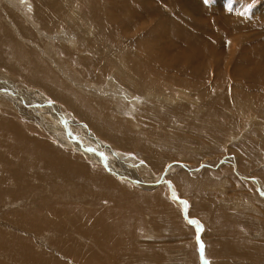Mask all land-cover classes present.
<instances>
[{
    "label": "rangeland",
    "instance_id": "obj_1",
    "mask_svg": "<svg viewBox=\"0 0 264 264\" xmlns=\"http://www.w3.org/2000/svg\"><path fill=\"white\" fill-rule=\"evenodd\" d=\"M0 1V24L3 26L0 25V35H10L15 44L31 50L28 58L34 57L35 53V58L45 65L44 68L54 75L59 84L85 99L97 119L113 127L111 132L106 130L108 135H103L100 129L91 126L85 116L74 115L63 102L47 95V89L29 84L25 77L10 68L0 67V117L21 128L25 134L55 148V152L62 155L63 166L70 171L61 176L65 186L62 183L58 186L59 181L52 175V178H41L36 182L38 187H29L13 200H0V264H196L197 250L190 233L193 227L187 223V220L195 219L187 217L190 200L180 193L189 190L193 195V191L197 192L203 184L204 204L211 203L206 222L211 219L217 221V234L214 236L210 227L206 236L210 250L214 248L212 239L223 234L222 230L228 227L235 232L234 239L237 237L242 243L246 242L241 247V251L247 252L246 258L245 254L240 256L236 264H258V260L249 255L252 252L251 255L255 256L256 250L261 252L263 262L260 263L264 264V75L260 68L261 65L264 68V0H149L145 4L134 1V5L140 7L137 14L146 15L144 18H152L154 22L149 24L150 31L142 26L140 28L139 21L136 24L139 27L128 29L133 34L128 32V37L120 40L121 46L130 48L127 51L136 46V39L157 30L155 15L147 12L152 7L167 17L175 16V9L180 7L185 12L180 11L185 15L181 18L185 25L180 24V33L187 35L192 30L191 33L200 35V43L191 41L193 60L190 59L188 64L183 59L184 55L180 54L182 60L180 58L179 63L173 64L159 56L161 51L158 54L156 50L150 51L151 57L156 54L155 57L160 58L152 57V61L155 59L160 63L163 59L161 64L166 61L181 67L179 76L173 79L172 76H176L173 68L176 66H170L172 71L164 67L159 72L163 67L152 63L149 56L151 63L155 64L154 68H159L155 70L159 80L154 77L149 79L156 89L148 87L150 82L147 84V80L145 88H141V67L136 65L133 56H128L133 62L130 64L127 59L128 71L125 64L127 57L122 58V52L102 50L106 52L104 56L109 54L116 58L114 62L95 57L96 53L88 43L97 44L94 50L103 48V40L96 36L95 26L103 20L91 10L98 0ZM38 1L44 9L35 11ZM102 2L109 3L100 0V4ZM229 6L231 12L225 10ZM24 13L30 14L35 25L22 19ZM50 14H53L52 19L48 18ZM21 19L25 26H18ZM118 30L122 31L117 27L116 33ZM0 42L2 62L5 58L7 63L20 67L21 64L17 63L19 58L11 56V41L5 42L0 38ZM151 42L155 44L154 40ZM31 44L35 45L28 48ZM199 44L197 49L204 51L197 52L195 47ZM76 45L83 50L77 52ZM196 54L199 58L202 56L200 62H205L202 66L210 63V68L208 65L202 68L205 72L200 63L198 65V60L194 64ZM254 54L259 58L256 63L263 60L262 64L259 61L261 65L254 62L257 59ZM242 56H249L252 60L242 61V65L239 63ZM211 57L213 62H210ZM80 59L84 60V65ZM218 65L219 69L216 68ZM255 65V69H261L256 71L259 74L257 78H238L237 74L236 77L232 74L235 69L241 68L242 73L255 72ZM195 66L198 72L194 71ZM199 69L202 71L199 72ZM182 72H188V75ZM126 74L132 76L129 78L134 88L129 86ZM192 74L195 75L193 80L190 79ZM201 74L207 77L206 80L201 81ZM36 77L42 80L44 74L37 69ZM57 93H60L59 89ZM151 93L156 96L162 94L160 97L164 96L171 103L164 104ZM222 94H225L221 97L223 99L220 98ZM216 99L219 102L223 100V105L231 107V110L223 109L221 114L216 113L214 103H219ZM171 113L177 115L178 120ZM121 126L125 127V134L135 135L131 147L125 143V136L129 135L122 136ZM113 131L120 138L115 139ZM70 160H73L72 164ZM225 166L226 170L221 169ZM11 167L8 166L7 171L15 179V184L22 173L18 172L16 176V166ZM49 169L56 168L51 166ZM87 171L103 175L100 186H91ZM177 177L180 181H176ZM30 178H25V182L21 180V184L27 186L24 183H34V179ZM242 180L252 182L256 190L252 184ZM192 184L197 187H192ZM50 185L55 191L49 189ZM108 186L117 193L113 194L114 199L108 197L112 195L111 190L108 195L104 191ZM4 191L0 190V195ZM41 191L45 195L43 200H47L49 206L40 197L39 201L36 200ZM36 201L41 204L40 207ZM181 201L187 203L181 204ZM197 204L202 206L201 202ZM182 206L183 217L180 214ZM106 210H111L110 220L123 219L115 230L106 229L110 234H118L120 242L112 244L109 240L104 245L101 242V246L96 243L93 234L103 239V227L101 224L97 227L92 225L96 215ZM106 218L103 216L102 220ZM126 220L128 230L121 233V225ZM58 222L63 227H58ZM181 228L187 232L180 237ZM203 253L204 249L202 257ZM86 257L93 259L86 263ZM229 261L225 263L230 264Z\"/></svg>",
    "mask_w": 264,
    "mask_h": 264
},
{
    "label": "bare ground",
    "instance_id": "obj_2",
    "mask_svg": "<svg viewBox=\"0 0 264 264\" xmlns=\"http://www.w3.org/2000/svg\"><path fill=\"white\" fill-rule=\"evenodd\" d=\"M6 1H10V0H6ZM97 1V0H96ZM106 1H109V3H103V4H100V0H98L97 1V3L93 6V8L91 9L92 10V12L94 13H96L97 14V16L96 17H98V15H99V18L101 19L102 18V20H103V22L102 23H99V25H95L97 28V31H96V36L97 37H99L100 39H102L103 40V43H102V47L103 48H101V49H99V50H94L96 47H97V44L96 45H94V44H91V43H88L89 45H90V49L91 50H93V51H95V53H96V56L95 57H97L98 58V56H100L101 57V59H104L105 60V58L106 59H108V61H111V62H114V61H117V59L115 58L114 59V57L112 56V55H109V54H107L106 56H104V53H106V52H102V50H107V52H111V51H113V52H117L118 54L120 53V52H122V58H125V57H127L126 58V60L128 59L129 60V63L131 62L132 64H133V62H132V59H129L128 58V56H133L134 57V59H136L135 60V63H137L136 65H140V67H141V71H140V73L142 74V78H141V81H140V86H141V88L142 89H144L145 88V84H146V80H147V84H148V82H150L149 81V79L151 78V77H154V78H157L158 76V73L156 72L158 69H157V67H155L154 68V65L155 64H152L153 62H156V63H158L157 61L158 60H160V58L158 59L157 57H155L156 56V54H153L154 56H152V57H154V58H157L158 60L156 61L155 59L152 61V57H151V52L154 50H156V53L158 52V51H161V54H159V56H161V57H163V59H167V61L169 60V62H173V64L174 63H176V62H178L179 63V60L178 59H180L181 57H180V54L181 55H184V57L185 58H183L185 61H187V64L188 63H190L191 61H189L190 59L191 60H193V58H191L192 56V53H190L191 51H192V47H191V45H192V40H195L197 43H200V41H199V38H200V35H197V34H194V33H196V32H193V33H191L192 32V30L191 31H188L187 29V35H182V32L180 33V24H184V22L181 20V18H183L185 15L182 13V12H184V10H180V7H178V9L176 8L175 9V16H173V17H167V16H165L164 14H163V12L162 11H159V10H156L155 9V7H152V10H150V8H149V11H147V12H149V13H151L152 15L154 14L155 15V17H156V26H157V30H158V32H157V30H154V31H152V33L150 34V35H146L144 38H142V39H139V40H137L136 39V46L135 47H133L132 48V50H130V51H127V50H129L130 48H127L126 47V45L124 46H121V44L120 43H122V42H120V40L124 37V38H127L128 37V32H129V28H132V29H130V30H133V27H135V28H137V27H139L140 26V28H141V26L143 27V29H145V28H147V30L150 28V23L151 22H154V20H152V18H151V20H148L147 18H144V17H146V15H140V14H137V13H139L137 10H139L140 9V7L138 6L137 7V5H134V1H137V0H106ZM149 0H138V2H142L143 4H145V3H147ZM1 2V1H0ZM137 2V3H138ZM136 3V4H137ZM149 3V2H148ZM36 4L37 5H35V4H33V5H35V11L38 9L39 11L40 10H42V9H44V5L41 3V2H36ZM142 4V5H143ZM166 4L167 5H169V3L166 1ZM23 5V4H22ZM60 5V4H59ZM142 5H140V6H142ZM25 6V5H24ZM170 6V5H169ZM34 7V6H33ZM55 7V6H54ZM11 8L12 9H15V7H12L11 6ZM20 8V7H19ZM49 8V7H48ZM56 8V7H55ZM58 8V7H57ZM50 9V8H49ZM60 9V8H59ZM66 9V8H65ZM87 9V8H86ZM90 10V9H89ZM180 11H182V12H180ZM60 12V11H59ZM141 12H142V10H141ZM44 13V12H43ZM185 13V12H184ZM45 14V13H44ZM137 14V15H136ZM21 15H22V13H21ZM136 15V16H135ZM29 16V17H28ZM51 16H53V14H50L49 16H48V18H50V19H52V17ZM149 16H151V15H149ZM140 18H141V20H140ZM187 18H189V17H187ZM191 18V17H190ZM22 19L25 21L26 20V22H27V24H33V25H35L34 23H33V21H34V19L33 18H31L30 17V14L29 13H24L23 14V16H22ZM22 19H21V22L19 21L18 22V26H25V25H23L22 23H23V21H22ZM136 19V20H135ZM138 19V20H137ZM146 20H147V22H146ZM138 21H139V26H136V24L138 23ZM8 22V21H7ZM100 22V21H99ZM9 23V22H8ZM93 24V23H92ZM1 25V24H0ZM138 25V24H137ZM185 25V24H184ZM189 25V24H188ZM194 25V24H193ZM2 26V25H1ZM0 26V28H2ZM95 26H94V28H95ZM195 26V25H194ZM106 27L108 28V30H106ZM117 27H118V29H119V27H120V29H122V31H120V30H118V32L116 33V31H117ZM122 27V28H121ZM185 27V26H184ZM34 28V27H33ZM91 28H93V27H91ZM12 29V28H11ZM183 30H184V28H182ZM193 29V28H192ZM196 29V28H195ZM36 30V29H35ZM147 30H146V32L144 33V35L147 33ZM11 31V30H10ZM16 31V30H15ZM33 31V30H32ZM120 31V32H119ZM137 31V30H136ZM148 31H150V30H148ZM37 32H39V31H37ZM119 33V34H118ZM130 33V32H129ZM131 34V33H130ZM132 34H133V32H132ZM131 34V35H132ZM181 35V36H180ZM201 35H203V34H201ZM10 36V35H9ZM9 36H7V35H4V36H2V35H0V38H3L4 40H5V42H8V41H11V43H12V45H13V48H12V50H11V52L13 53L11 56H15V57H17V58H19V62H17V63H19V64H21V66L20 67H17V66H13V65H11L10 63H7V61H6V59L4 58V62H2V59H0V67H3V68H10V69H12L14 72H16L17 74H19L20 76H23V77H25L26 78V80H27V82L29 83V84H34V85H39V86H41L43 89H47L48 90V92L46 91V94L47 95H49L50 97H52L53 99H55L56 101H61V102H63L73 113H74V115H81V116H85L89 121H90V123H91V126L92 127H94V128H96V129H100V131L102 132V134L103 135H108V132L107 131H110L111 132V129H113V127H109L106 123H103V122H101V121H99L98 119H97V117H96V115H95V113L90 109V107H89V104H88V102L85 100V99H82V98H80V97H78L77 96V94L74 92V91H72L71 89H68V88H65L64 87V85H62V84H59L58 83V81H57V79L54 77V75L52 74V73H50L47 69H45L44 67H45V65H43V64H41L40 63V61L39 60H37L36 58H35V53H33V56L34 57H30V58H28L30 55H31V50L29 51L28 49H25V46L24 47H20V46H18V44H15L14 43V41L11 39V38H9ZM61 37V36H60ZM131 36H129V38H130ZM62 38H63V36H62ZM207 38V37H206ZM54 39V38H53ZM57 39V38H56ZM208 39V38H207ZM45 40V39H44ZM47 40V39H46ZM55 40V39H54ZM59 40V39H58ZM86 40H88V39H86ZM155 41V44L154 45H152L151 43V41ZM57 41V40H56ZM205 41V40H204ZM51 42V41H50ZM63 42V41H62ZM151 42V43H150ZM27 43H29V42H27ZM72 46L74 45V43H72V42H69ZM30 44V43H29ZM151 44V45H150ZM157 44H158V50L156 49V47H157ZM0 45H2L1 44V42H0ZM24 45V44H23ZM35 44H31L30 46L31 47H28V48H32V46H34ZM46 45H47V43H46ZM196 45V44H195ZM48 46V45H47ZM200 46V44L197 46V47H195L196 49L198 48ZM37 47V46H36ZM58 47V46H57ZM75 47V49L77 50V52H78V50L80 51V50H83V48L82 47H80L79 45H76V46H74ZM48 47H46V49H47ZM49 49V48H48ZM47 49V50H48ZM32 50H35V49H32ZM59 50V49H58ZM57 50V51H58ZM199 49H197V52H199V51H204L205 49H201V50H199ZM66 51V50H65ZM86 51H88V50H86ZM151 51V52H150ZM153 51V52H154ZM258 51V50H257ZM88 52H90L91 53V51H88ZM193 52V51H192ZM212 52V51H211ZM208 53V52H207ZM215 53V52H214ZM2 54V53H1ZM92 54V53H91ZM158 54V53H157ZM190 55V57H189V55ZM198 54H200V53H198ZM198 54H196V56L194 57L195 59H194V64L195 63H197V61L196 60H198L199 62H198V65H199V63H200V65L202 64V65H204L205 64V62H200V61H202L201 60V57L199 58V55ZM203 55H204V53H202ZM251 54V53H250ZM211 55V54H210ZM255 55V54H254ZM149 56L151 57V61H152V63H151V61L149 60ZM187 56L189 57V58H187ZM256 56V55H255ZM255 56H253L254 58H255ZM260 56H263L262 54L260 55ZM3 57V56H2ZM39 57V56H38ZM165 57V58H164ZM210 57V56H209ZM239 57H241V54H240V56ZM243 57V56H242ZM252 57V58H253ZM122 58H121V60H122ZM197 58V59H196ZM199 58V59H198ZM207 58H208V56H207ZM256 58H257V56H256ZM16 59V58H15ZM96 59V58H95ZM95 59H93V61L96 63V61H95ZM163 59H162V61H163ZM211 60H210V62H213L212 61V57L210 58ZM238 59V58H237ZM243 59V60H242ZM241 59V61L239 62V60H238V62L239 63H242V61H244L245 62V60H247V59H249V56H246V57H243ZM259 58H257L254 62L256 63L257 62V60H258ZM28 62H27V61ZM125 60V61H126ZM128 60L126 61V67L128 66L127 65V62H128ZM173 60H175V61H173ZM181 60H182V58H181ZM183 60V61H184ZM230 60V59H229ZM250 61L252 60V59H249ZM84 61V60H83ZM83 61H82V59H80V62L84 65V63H83ZM161 61V62H162ZM184 61V62H185ZM205 61H207V60H205ZM235 61H237V60H235ZM260 61V60H259ZM259 61H258V63H259ZM161 62L160 63H158V64H156V66H161V67H163L161 70L159 69V72H161L163 69H164V67H165V69L167 68L168 70L170 69L171 71L173 70V73L174 72H176L174 75H176V76H172V78L174 77V78H176L177 77V75L179 76V74H180V66L178 65V64H175L174 66H176L175 68H170V66H173L172 64L170 65V63L169 62H167V63H165V62H163L164 64H161ZM184 62H182L181 61V63L182 64H184ZM234 62V61H233ZM232 62V63H233ZM244 62L242 63V65L244 64ZM261 64H262V62H263V60L261 59ZM130 63V64H131ZM246 63V62H245ZM250 63V62H249ZM258 63H256V65L258 64ZM264 63V62H263ZM25 64H27L28 66H26L25 67ZM130 64H129V67L131 68V66H130ZM169 64V65H168ZM187 64H184V65H187ZM192 64V63H191ZM191 64H189L190 66H192ZM194 64H193V66H194ZM208 66L210 65V63H206ZM212 64V63H211ZM233 64H237V63H233ZM232 64V65H233ZM253 61H252V66H253ZM260 64V63H259ZM260 64V65H261ZM135 65V64H134ZM133 65V66H134ZM201 65V69L203 68V67H205V68H207V65H205V66H202ZM214 64H212V66H213ZM216 65V64H215ZM235 65H233V66H235ZM256 65L254 66V70H255V72H252L251 71V73H242V71H241V69H235L234 70V72H232V74H235L234 76L236 77L237 75H238V78H239V76H241V77H254L255 76V78H257L258 77V71H259V69L261 68L262 70H263V74L262 75H264V68L262 67V65H261V67L258 65L257 67H260L259 69H255V67H256ZM173 66V67H174ZM224 66V65H223ZM237 66V65H236ZM23 67H25V68H23ZM124 67H125V65H124ZM125 67V68H126ZM137 67H139V66H137ZM139 67V68H140ZM160 67V68H161ZM241 67V66H240ZM243 67V66H242ZM251 67V66H250ZM196 66H195V70L194 71H197L196 70ZM204 68V69H205ZM209 68H210V66H209ZM216 68H218L219 69V65H218V67L216 66ZM237 68V67H236ZM238 68H239V66H238ZM244 69H245V66L243 67ZM249 68V67H248ZM37 69H39L43 74H44V78L42 79V80H39V78L37 79V77H36V70ZM186 69V68H185ZM201 69H199L200 71L199 72H201L202 70ZM217 69V70H218ZM221 69V68H220ZM234 69V68H233ZM232 69V70H233ZM252 69H253V67H252ZM260 69V70H261ZM129 70H131V69H129ZM156 70V71H155ZM189 70V69H188ZM249 70H250V68H249ZM258 70V71H257ZM125 71V70H124ZM127 71H128V67H127ZM185 71V70H184ZM186 71H187V69H186ZM189 71H191V73H193L192 72V70H189ZM257 71V72H256ZM138 72V71H137ZM166 72V71H165ZM164 71L162 72V73H165ZM198 72V71H197ZM203 72H205L204 70H203ZM245 72V71H244ZM261 72V71H260ZM25 73V74H24ZM35 73V74H34ZM129 73H130V71H129ZM156 73H157V75H156ZM169 73V72H168ZM170 73H172V72H170ZM183 74H186L187 73V75H188V72H186V73H184V72H182ZM64 74V73H63ZM128 74V73H127ZM126 74V78H127V80H128V84H129V86L130 87H133L134 88V86H133V84L130 82V78L132 77V76H130V75H127ZM237 74V75H236ZM42 75V74H41ZM160 75V74H159ZM162 75H165V74H162ZM167 75V74H166ZM170 75V74H169ZM193 75V77H191L190 76V79L191 80H193L192 78H194V74H192ZM200 75V74H199ZM161 76V75H160ZM197 76V75H196ZM202 76H204V75H202L201 74V77ZM233 76V77H234ZM130 77V78H129ZM164 77V76H163ZM166 77V76H165ZM164 77V78H165ZM171 77V76H170ZM199 77V76H198ZM198 77H196V79L198 78ZM240 77V78H241ZM263 77V76H262ZM41 78H42V76H41ZM173 78V79H174ZM207 78V77H206ZM206 78H204V77H202L201 78V81H202V79H205L206 80ZM261 78V77H260ZM158 79V78H157ZM161 79H163V78H160V80ZM173 79H169V80H173ZM179 79V78H178ZM199 79V78H198ZM242 79V78H241ZM252 80H253V78H251ZM153 80V79H152ZM159 80V79H158ZM166 80H167V78H166ZM195 80V79H194ZM205 80H204V82H205ZM256 80V79H255ZM164 81H165V79H164ZM168 81V80H167ZM166 81V82H167ZM176 82L178 81L177 79L175 80ZM195 81H197V80H195ZM200 81V82H201ZM254 81V80H253ZM252 81V82H253ZM260 81H261V79H260ZM264 81V80H263ZM172 81H170V83H171ZM197 82H199V81H197ZM258 82V81H257ZM134 83V82H133ZM161 83V82H160ZM168 83V82H167ZM172 83H174V84H176L175 82H172ZM254 83V82H253ZM135 84V83H134ZM156 84H158V83H156ZM178 84V83H177ZM35 87V86H34ZM148 87H150V88H154V89H156V85L153 83V81L152 82H150L149 84H148ZM157 87H159V86H157ZM71 88V87H70ZM165 88V87H164ZM167 88V87H166ZM42 89V90H43ZM57 89H59V91H60V93H57ZM61 89L62 90H64L65 89V91H61ZM115 89V88H114ZM113 89V90H114ZM220 89H222V87L220 88ZM242 89V88H241ZM136 91H138L137 89H135ZM159 90H160V88H159ZM118 92V90L117 89H115V93H117ZM123 92V91H122ZM132 92V91H131ZM157 92V91H156ZM22 93V92H21ZM134 93V92H133ZM114 94V93H113ZM122 94V93H121ZM115 95V94H114ZM151 96H153V97H157V98H159L161 101H162V103H164V104H166V103H169L170 101L168 100V99H166V98H164V96H163V98H161L160 96L162 95H155L154 93H151L150 94ZM199 95H201V93L199 94ZM225 95V94H224ZM223 94L220 96V98L222 97V96H224ZM203 96V95H202ZM219 95H217V97H218ZM165 97H167V96H165ZM219 98V97H218ZM224 98V97H223ZM223 98H221V99H223ZM118 99V98H117ZM200 99H202L201 97H200ZM174 100V99H173ZM198 100H199V97H198ZM204 100V99H203ZM225 100V99H224ZM201 100H199V102H200ZM215 101H217V102H219L220 100H218V99H216ZM223 101V100H222ZM222 101L221 102H219L218 104L216 103H214V111L216 112V113H219V114H221L222 113V110L223 109H230L231 107H225L224 105H223V103H222ZM226 101V100H225ZM171 103V102H170ZM201 104L203 103L202 101L200 102ZM211 103V102H210ZM135 104H137V102H135ZM203 105V104H202ZM202 105H200V106H202ZM208 105V104H207ZM211 105V104H210ZM229 106H231V105H229ZM207 108V107H206ZM209 108H210V106H209ZM209 108H207V109H209ZM234 108V107H233ZM173 109H174V107H173ZM236 108H234V110H235ZM178 110H180V109H178ZM231 110V109H230ZM237 110V109H236ZM162 111V110H161ZM171 111V110H170ZM169 111V112H170ZM213 111V112H214ZM174 112H176V111H174ZM180 112V111H179ZM212 112V113H213ZM164 113V112H163ZM173 113V112H172ZM171 113V115H174V114H172ZM177 113V112H176ZM175 113V114H176ZM169 114H167V112H166V116H168ZM162 116V115H161ZM172 117V116H171ZM165 118V117H164ZM174 118H176L177 120H178V117H177V115H174ZM5 119V118H4ZM4 119H2L1 117H0V190H5L4 191V193L3 194H1L0 195V200L1 199H12V198H14L15 196H17L19 193L21 194L23 191L25 192L26 190H28V188L30 187V188H34V187H38L39 185L36 183V182H38L41 178H45V177H50V178H52L53 176L54 177H56V179L59 181V182H57V185L58 186H60V184L62 183L64 186H65V184L62 182V180H61V176H62V174L63 173H66V172H70L69 170H67L64 166H63V164H62V155H61V153H58V152H55V148H53L52 146H50V145H46V144H44L43 142H41L40 140H37L34 136H30V135H27V134H25V132L24 131H22L21 130V128H19L18 126H16L15 124H13L12 122H10L9 120H4ZM165 121H166V119H165ZM176 121V120H175ZM174 121V122H175ZM54 129V128H53ZM107 130V131H106ZM121 131H122V133H123V135L122 136H124V135H129V137H127V136H125V138H127L126 140H125V143H126V145L128 146V147H131L133 144H134V142H133V140L134 139H132V138H135V135H133V134H131V133H128V134H125V127L124 126H121ZM55 133H57V132H55ZM52 134V133H51ZM113 136H115L116 138L115 139H117V138H120V136L116 133V132H114L113 131ZM138 137V136H137ZM202 138V137H201ZM114 139V140H115ZM131 140V141H130ZM123 144V143H122ZM55 152V154H52V153H54ZM151 157V156H150ZM150 157H149V159H150ZM72 162H73V160H70V163L72 164ZM155 164H156V162H155ZM8 166H10V168H12L11 166H16V168H14V170L16 169V176H17V174H18V172H20V173H22V175H21V177L18 179V182L17 183H15V184H13V182L15 181V179L11 176V173L9 172V171H7L8 170ZM51 166H54L56 169H49ZM71 169H73V168H71ZM85 173H89L88 171L87 172H85ZM53 175V176H52ZM32 177V179H34L33 180V182L34 183H24V184H26L27 186H25V185H22L21 183H22V181L21 180H23V182H25L24 180H25V178H27V180H28V178H30V177ZM103 177V175L101 174H99V173H93V172H90L89 173V178H90V180L92 181V183L91 184H93V185H91V186H93V187H97V186H100V184L102 183V178ZM31 179V178H30ZM29 179V180H30ZM31 179V180H32ZM30 180V181H31ZM177 181H180V178H178L177 177V179H176ZM21 181V182H20ZM30 181H28V182H30ZM27 182V181H26ZM19 184H21V185H19ZM22 186V188L21 189H19V188H17V187H21ZM23 186H24V188H23ZM50 187L51 188H49L50 190H53V191H55V189L54 188H52L53 186H51L50 185ZM29 188V189H30ZM42 190V189H41ZM110 190L112 191V195H108V194H110ZM52 191V192H53ZM104 191L107 193V195H108V197H110V198H113L114 199V195L113 194H117L116 193V191L114 190V189H112V188H110L109 186L107 187V188H104ZM32 192V191H31ZM57 192V191H56ZM19 194V195H20ZM56 195V194H55ZM58 195V194H57ZM154 195H156V194H154ZM45 196V195H44ZM43 196V191H41V193L36 197V200L38 199V201L41 199L42 201H45V203H47V204H45V205H48L49 206V204H48V202H47V200H43V199H45V197ZM61 196V195H60ZM38 197H40V199L38 198ZM34 198H35V196H34ZM13 200V199H12ZM32 200V199H31ZM18 202V201H17ZM36 203H37V201H36ZM15 203H13V204H11V205H14ZM37 205H39L38 203H37ZM41 205V204H40ZM40 205H39V207H40ZM43 205V204H42ZM35 206V205H34ZM42 208H43V206H41ZM40 209V208H39ZM38 209V210H39ZM42 210V209H41ZM40 210V213L42 212ZM58 210V209H57ZM61 211V210H60ZM37 213H39V212H37ZM56 213V212H55ZM109 213H111V210H106L105 212H100L99 214H97L96 215V217H95V219H94V223H93V225L92 226H98V225H102V227H103V230H104V238L103 239H101V237L100 238H97L96 237V235L95 234H93V236L96 238V243H98L99 245H101V242L103 243V245L105 244L104 242L105 241H111V243L113 244H115V243H118V242H120L119 240H120V238H118V234H110L109 233V231H107L106 229L107 228H110V229H112V230H115L117 227H118V223L119 222H121L122 220H120V221H116V220H110V216H109ZM113 213V212H112ZM33 214V213H32ZM86 214V213H85ZM84 215V214H83ZM33 216H34V214H33ZM91 216H94V215H91ZM103 216H107V218H106V220H102V217ZM16 217V216H15ZM32 217V216H31ZM125 219V218H124ZM11 220V219H10ZM44 220H45V218H44ZM70 220V219H69ZM190 220V219H189ZM53 220H51V222H52ZM59 221V220H58ZM45 222L47 223L48 221H46L45 220ZM57 222V221H56ZM70 222H72V220H70ZM43 223H44V221H43ZM43 223L41 224V226H43ZM110 223H111V225H110ZM50 224V223H49ZM52 224V223H51ZM59 225H61V223L59 224V222H58V227H59ZM70 225H71V223H70ZM110 225V226H109ZM39 226V225H38ZM38 226H35V227H38ZM72 226V225H71ZM195 226V225H194ZM34 227V226H33ZM52 227V226H51ZM61 227H63L62 225H61ZM93 227V228H94ZM48 228V227H47ZM121 229L122 230H120V232L121 233H123V232H127V230H128V221L126 220V222H124V223H122V225H121ZM93 230V229H92ZM95 230H96V232H97V229L95 228ZM200 233H201V227H200ZM56 233H57V231H56ZM98 233V232H97ZM200 233H199V235H200ZM56 236H57V234H56ZM58 236H60V235H58ZM116 237V239L114 240V238ZM56 238V237H55ZM58 239V238H57ZM56 239V240H57ZM105 239H108V240H105ZM92 242H93V239H92ZM107 242H106V245H107ZM16 243V242H15ZM110 243V242H109ZM121 244V243H120ZM103 245H101V246H103ZM116 245H119V244H116ZM100 246V247H101ZM115 245H113V247H114ZM11 254H9V256H10ZM12 256V255H11ZM18 256V255H17ZM71 256V255H70ZM87 259L86 260H84L86 263H88V262H91V260L93 259V258H89V257H86ZM11 259V258H10ZM9 259V260H10ZM16 259V258H15ZM71 259V258H70ZM82 258H80V260H81ZM96 259V258H95ZM42 261V260H41ZM29 264V263H28Z\"/></svg>",
    "mask_w": 264,
    "mask_h": 264
},
{
    "label": "crops",
    "instance_id": "obj_3",
    "mask_svg": "<svg viewBox=\"0 0 264 264\" xmlns=\"http://www.w3.org/2000/svg\"><path fill=\"white\" fill-rule=\"evenodd\" d=\"M221 169L226 170V166L221 168ZM218 170L219 169H212L211 171H218ZM201 171H203V170H201ZM232 174H233V172H232ZM200 181H203V180H200ZM242 181H244V180H242ZM244 182L252 184L256 190V186L252 182H249V181H244ZM204 186L205 185L203 184L199 188H197V192L193 191V195H192V192L189 190H185L184 192L180 193V195L184 196L187 200L193 201L192 203L190 201H188V203H189L188 205H190V207L192 208V213H190V207H189L187 217L194 218L196 221H198V223L201 226V235L200 236H201V242L203 244V249H204L203 257L201 256L202 252H200V254L198 253L199 247L195 241L196 237L200 233V231L198 232V234L196 236H195V233H197L196 232L197 230H195L193 228V231H190L191 239L193 237L194 243L196 246V250H197V252H196L197 255H195V259L196 258L197 259L194 261V263H196V264H222V262H223L224 264H227L225 262H228L230 260L229 261L230 264H236V262H238L237 259L240 256L245 254L244 257L246 258L247 252L244 250L241 251V247H243V245L245 246L246 242L242 243V241H239V238H237V237H236V239H234L233 236H234L235 232H232V229H229L228 227L224 228L222 230L223 234L216 236V237H214V239H212V241L214 243V245H213L214 248L212 250H210V248H209V244H208V241L206 238L207 232H208V229L210 227H212L213 235L215 236L217 234V221L211 219V221L209 223L206 222L207 221L206 218L208 217L206 214H208V215L210 214V211H208V210L211 209L210 205H209L211 203L204 204V200L202 199V196H203L202 191L204 189ZM192 187L196 188L197 186L195 184H192ZM208 201H210V200L208 199ZM199 202L202 203V206H197L198 205L197 203H199ZM183 212H184V207L182 206V209H180V214L182 217H183ZM232 215H234V214H232ZM215 216H216V214L214 215V217ZM221 229L222 228H220V230ZM186 232H187L186 229L181 228L180 229V237L182 235L186 234ZM192 233H193V235H192ZM258 252H260V251L256 250L255 256L251 255L252 252L249 253V255L252 256V258L255 257V259H256L255 261L258 260V264H262L260 262H263V256L261 255V252L260 253H258ZM213 256H215V257H213ZM231 259H235V260L231 261Z\"/></svg>",
    "mask_w": 264,
    "mask_h": 264
},
{
    "label": "snow or ice",
    "instance_id": "obj_4",
    "mask_svg": "<svg viewBox=\"0 0 264 264\" xmlns=\"http://www.w3.org/2000/svg\"><path fill=\"white\" fill-rule=\"evenodd\" d=\"M225 10H226L227 12H231V8H230V6H229V7H226ZM89 151H91V149H90ZM186 203H187V202H185V201H181V204H186ZM187 223H188L189 225H195L197 231L199 232V230H200V225H199L198 221H196V220H188ZM196 239H197V244H198L199 250H200L201 252H203V244L201 243V236L198 234L197 237H196Z\"/></svg>",
    "mask_w": 264,
    "mask_h": 264
},
{
    "label": "water",
    "instance_id": "obj_5",
    "mask_svg": "<svg viewBox=\"0 0 264 264\" xmlns=\"http://www.w3.org/2000/svg\"><path fill=\"white\" fill-rule=\"evenodd\" d=\"M187 221H188V220H187ZM192 227H193L195 230H197V229H196V226L192 225ZM196 232H197V233H195V236L198 234V231H196ZM195 241H196V244H197V239H196ZM200 252H201V251L199 250L198 253L200 254Z\"/></svg>",
    "mask_w": 264,
    "mask_h": 264
}]
</instances>
